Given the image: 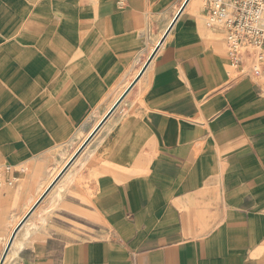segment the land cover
<instances>
[{
    "label": "crops",
    "instance_id": "crops-1",
    "mask_svg": "<svg viewBox=\"0 0 264 264\" xmlns=\"http://www.w3.org/2000/svg\"><path fill=\"white\" fill-rule=\"evenodd\" d=\"M209 1L0 0L2 264H264V90Z\"/></svg>",
    "mask_w": 264,
    "mask_h": 264
},
{
    "label": "built area",
    "instance_id": "built-area-1",
    "mask_svg": "<svg viewBox=\"0 0 264 264\" xmlns=\"http://www.w3.org/2000/svg\"><path fill=\"white\" fill-rule=\"evenodd\" d=\"M205 26L224 33L234 65L246 60L252 72H264V0H210ZM9 166H0V187L12 185Z\"/></svg>",
    "mask_w": 264,
    "mask_h": 264
},
{
    "label": "rangeland",
    "instance_id": "rangeland-1",
    "mask_svg": "<svg viewBox=\"0 0 264 264\" xmlns=\"http://www.w3.org/2000/svg\"><path fill=\"white\" fill-rule=\"evenodd\" d=\"M203 3L205 4V2L203 1ZM202 3V6L204 5ZM206 14L203 13L201 15L202 17V23L204 24L205 26V18ZM208 31L212 34H215L216 38H218L224 45V50H225V53L227 56H229V49L226 45V42H225V38H224V33L220 30H212V29H209L208 28ZM229 72H230V78H234V77H237L238 75L242 74V73H248L250 74L255 80H257L260 84H261V87L263 88L264 90V85L262 84L261 82V78L264 77V72H252L251 69H250V65L248 63V61L246 60L244 63L240 64V65H232L230 68H229Z\"/></svg>",
    "mask_w": 264,
    "mask_h": 264
},
{
    "label": "water",
    "instance_id": "water-1",
    "mask_svg": "<svg viewBox=\"0 0 264 264\" xmlns=\"http://www.w3.org/2000/svg\"><path fill=\"white\" fill-rule=\"evenodd\" d=\"M174 19H175V18H174ZM174 19H173V21H174ZM168 29H169V28H168ZM159 43H160V42H158V44H159ZM16 231H17V229L14 230V231L12 232V234H11L9 240H8V243H7V245H6V248L4 249V252L2 253V255H1V257H0V264H2L3 261H4V258H5V255H6L7 249H8V247H9V245L11 244V242H12V240H13V237H14Z\"/></svg>",
    "mask_w": 264,
    "mask_h": 264
}]
</instances>
